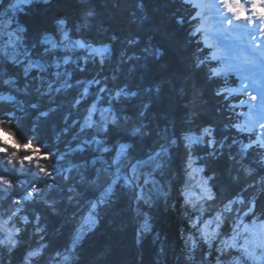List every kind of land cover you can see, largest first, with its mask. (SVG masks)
<instances>
[{
    "label": "trees",
    "instance_id": "1",
    "mask_svg": "<svg viewBox=\"0 0 264 264\" xmlns=\"http://www.w3.org/2000/svg\"><path fill=\"white\" fill-rule=\"evenodd\" d=\"M17 1L0 0V216L20 208V231L0 264H254L232 237L264 225V147L194 3Z\"/></svg>",
    "mask_w": 264,
    "mask_h": 264
},
{
    "label": "rangeland",
    "instance_id": "2",
    "mask_svg": "<svg viewBox=\"0 0 264 264\" xmlns=\"http://www.w3.org/2000/svg\"><path fill=\"white\" fill-rule=\"evenodd\" d=\"M193 2L198 8V17L201 19L200 31L203 32L204 41L213 49V59L219 61L220 68L216 69V75L228 76L230 74L239 76L240 86L231 89V94H242L245 100L241 103L240 107L244 108L243 114L245 115L244 124L240 129L249 132H257V142L264 147V56L260 57V63L257 65L256 57L259 53L258 37H264V32L261 35H254L252 27L254 20L260 14L264 20V5L260 2L258 5L257 0H189ZM247 1L248 7H245L244 12L241 9L242 3ZM22 0H18L14 8H20L24 4ZM27 3V2H26ZM246 3V4H247ZM236 5V12H233V6ZM262 5V7H260ZM248 10V11H247ZM247 11V12H246ZM228 14H231L230 17ZM245 22V38H242V28H238L240 23ZM251 21V24L249 23ZM12 25V21H7V27ZM233 25L237 26L235 30ZM233 27V28H232ZM231 29H234L231 31ZM20 29H13L10 27L8 35L10 40L7 44H14L19 39ZM154 31H157L155 29ZM240 31V32H239ZM253 34V35H252ZM12 42V43H11ZM49 42L55 47L58 43L53 39ZM78 47H86L84 43L77 44ZM254 48V51H253ZM110 47L99 49H92V54L99 56L109 53ZM255 52V53H254ZM15 59L16 55H13ZM37 67L42 70L46 68L42 65L32 63V68ZM2 100L13 101L12 96L5 95ZM94 105L92 111L95 110ZM92 118V116H91ZM197 141L192 137L190 143L193 144ZM0 142L11 144L10 136L5 134L0 129ZM30 148V147H29ZM125 149V148H124ZM137 168V167H136ZM193 170V169H191ZM196 172V171H195ZM192 185V184H191ZM195 187L189 191V196L196 195ZM233 241V242H232ZM232 243L238 244L244 249L248 259L254 264H264V225L263 224H247L240 221L237 225Z\"/></svg>",
    "mask_w": 264,
    "mask_h": 264
},
{
    "label": "snow or ice",
    "instance_id": "3",
    "mask_svg": "<svg viewBox=\"0 0 264 264\" xmlns=\"http://www.w3.org/2000/svg\"><path fill=\"white\" fill-rule=\"evenodd\" d=\"M27 147H30V146H27ZM0 183H6L8 184L9 187H11V182L4 178H0ZM36 191H37L36 189H33V191L28 193V197H32ZM0 199H2V197H0ZM13 202L17 205L22 204V201L20 199H16ZM20 211L21 209L17 208V209L12 210L11 213L8 214L7 216H0V233H6L8 241L13 244H15L14 234H18L20 231L19 228L15 227V225L13 224V221H14V218L19 215ZM21 219L23 220L25 224L28 223L27 217H21ZM205 235H207L206 228H205ZM0 243H4V241L0 240ZM41 254H42L41 249H35L32 252H30L28 255L29 257H38Z\"/></svg>",
    "mask_w": 264,
    "mask_h": 264
},
{
    "label": "bare ground",
    "instance_id": "4",
    "mask_svg": "<svg viewBox=\"0 0 264 264\" xmlns=\"http://www.w3.org/2000/svg\"><path fill=\"white\" fill-rule=\"evenodd\" d=\"M231 1H237V0H231ZM261 2H263V5H264V0H261ZM247 3V1H244V2H242V3H239V5H244L245 7H248V3ZM260 7H262V5H260ZM264 8V7H263ZM233 12H236V5H234L233 6V10H232ZM248 11V10H247ZM246 11V12H247ZM242 12H244V10L242 11ZM229 15V17H230V15L231 14H228ZM258 15V17L254 20V22H253V26H251L252 27V33L254 34V35H261L263 32H264V20L263 19H260L261 18V16H260V14H257ZM245 22H246V19L244 20V22L243 23H240L239 24V27L238 28H242L243 29V33H242V35H241V37L242 38H245L246 37V35H245ZM250 24H251V21L249 22ZM233 27H234V29L236 30L237 29V26L236 25H233ZM232 27V28H233ZM7 29V28H6ZM234 29H231V31H233ZM240 32V31H239ZM252 34V35H253ZM258 41H260V43H259V53L257 54V57H256V62H257V65H259L258 63H260V57L261 56H264V37L262 38V37H258ZM253 51H254V48H253ZM255 53V52H254ZM69 62V61H68ZM88 64H90V63H88ZM31 74V73H30ZM215 75H216V73H215ZM216 76H218V75H216ZM178 78H180V77H178ZM176 84V83H175ZM179 84V83H178ZM176 87L178 86V85H175ZM42 90V89H41ZM179 92V91H178ZM181 92V91H180ZM62 120V119H61ZM48 121V120H47ZM52 121V120H51ZM31 122V121H30ZM39 122V121H38ZM46 122V121H45ZM56 123V122H55ZM58 125V124H57ZM47 130V129H46ZM47 132V131H46ZM91 149V148H90ZM86 150V149H85ZM89 151V150H88ZM179 176V175H178ZM181 181V180H180ZM47 191V190H46ZM37 192V191H36Z\"/></svg>",
    "mask_w": 264,
    "mask_h": 264
}]
</instances>
